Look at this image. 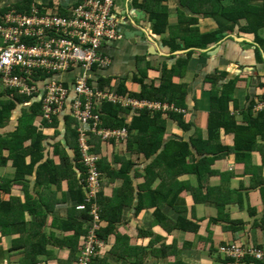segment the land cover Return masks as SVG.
<instances>
[{"label":"crops","instance_id":"1","mask_svg":"<svg viewBox=\"0 0 264 264\" xmlns=\"http://www.w3.org/2000/svg\"><path fill=\"white\" fill-rule=\"evenodd\" d=\"M78 1L0 0V24L8 12L17 11L15 7L19 4L24 5L20 13L31 14L36 8L44 14L68 17ZM144 1L117 0L116 14L124 38L105 44L104 51L113 64L106 71L93 73L90 83L99 85L103 80H110L113 89L105 87L103 90L118 94L123 87L126 91L125 95L121 94L123 97L142 103L136 108L116 103L122 108L118 119L123 120L124 126L136 123L135 116L140 111L145 110L150 116L161 115L160 120L164 122L162 135L158 133L159 121L148 123V129L143 126L142 131L144 133L146 129V139L154 133L153 138L162 142L157 152L162 151L167 141L189 144L192 139L195 147L189 146L190 155L186 161L204 165L200 175L172 173L165 176L164 172L156 170L148 174L146 165L153 156L145 160L132 152L141 140L139 137L138 141H131L138 135L137 130L132 129L125 141L107 142L100 138L103 142L98 154L101 160L106 159L111 172V175L103 174L101 191L108 199L109 216L115 220V225L94 264H264V259L249 255L237 261L219 250L220 247L235 246L264 253V148L261 147L264 139L259 135L251 151L238 150L239 132L221 129L217 143H204L208 138L209 114L214 109L211 96L214 90H221L230 80L236 81L233 95L236 103L229 104V116L237 126H247L249 118L255 119L261 113L256 106L264 100V46L254 36L241 32L246 25L244 21L231 34L223 32L216 44L202 50L212 52L216 49L210 57L194 44L197 38L218 30L217 23L206 15L213 12L210 3L152 0L143 8ZM262 1L253 0L250 5L259 9L264 6ZM229 15L233 16L228 9L226 16ZM154 25L158 33L154 32ZM261 37L264 41V31ZM79 73L82 71L73 70L62 79L70 86ZM219 73H226L228 77L212 87L207 79ZM135 79L153 83L169 100H177L178 104L183 100L182 105L130 96L141 92V85ZM253 100L258 101L252 105V116L249 117L246 111ZM151 104L165 106L167 110L154 109ZM172 108L185 112L182 119L189 124V130L183 131L179 123L169 117L180 114ZM68 115H71L69 110L57 117L54 122L57 125H41V118L33 122L44 137L45 158L34 167L32 176L20 183L12 181L15 169L12 161L7 159L8 147L2 144L0 148V200L12 202L16 207L12 213L3 210L0 213V264L22 263L24 253L20 251L23 247H18V251L13 248L19 246L18 241L23 244L30 240L27 235L21 237L22 218L38 224L35 231L46 237L47 249L55 255L42 254L41 264H76L83 238H79V252L73 259L70 246L76 242L64 246L59 242L66 235L76 239V229L69 228V233H64V221L70 218L69 211L76 204L70 184L77 175L73 168L64 169L67 160L76 157V148L71 144L73 138L70 139L68 132L77 130V122L74 120L69 125ZM19 117L20 113H15L13 119L0 129V134L10 135L18 127ZM103 127L111 129L106 124ZM30 144L29 140L24 147ZM26 159L29 161L30 156ZM48 160L63 168L60 167V176L54 182L49 180L45 185L37 181L35 172ZM50 169L54 171L53 167ZM63 173L66 176H62ZM177 191V198H174ZM121 203L123 207L119 211ZM12 216L20 221L12 224ZM79 223L84 228L88 226L85 220L80 219ZM42 238L35 241L40 242Z\"/></svg>","mask_w":264,"mask_h":264},{"label":"trees","instance_id":"2","mask_svg":"<svg viewBox=\"0 0 264 264\" xmlns=\"http://www.w3.org/2000/svg\"><path fill=\"white\" fill-rule=\"evenodd\" d=\"M199 1V0H198ZM205 1L208 5L209 3L212 5V13L206 14L212 17L214 22L218 25V30L214 33L209 35H204L197 38V41L194 43L195 48L199 50H205L209 45L216 44L219 41V36L223 32H227L229 34L235 30V27H239L241 22L246 21V25L241 28V32L245 35H252L255 37V40L263 47L264 41H262L261 33L264 31V6L262 8L256 9L252 7L250 4L253 0H202ZM261 1V0H260ZM145 4H142L143 8L150 3L152 0H145ZM225 5V3H227ZM264 3V0L262 1ZM157 2L155 3L156 6ZM17 9L16 12L20 13L24 9L23 4H19L15 7ZM232 13L233 16L229 15L226 16L227 11ZM158 9H156L157 11ZM28 13V12H27ZM25 14V13H23ZM152 15V12H150ZM153 30L155 33H158L157 26H153ZM24 42H28V39H25ZM192 44V45H194ZM187 46V45H186ZM189 53L187 57L189 58L191 55ZM107 70V69H106ZM96 68L95 73L100 71H106ZM228 74L226 73H219L207 79V82L210 83L213 87H216L218 81H223L227 79ZM28 83L30 82L27 80ZM135 82L141 85V92L138 94H129L135 98H146L147 100H156V101H167V102H174L176 105H182L183 100H179L181 103H177V100H169L160 88H155L153 83L146 84L143 80L135 79ZM236 86L235 80H230L228 83L224 84L221 90L213 92L211 96L212 104L214 105L213 111L209 114L208 123H207V131H208V138L204 143L212 144V142H218V132L221 129H233L238 131L239 136L236 139V144L238 145V150H252L253 145H256V138L260 135L264 139V110L258 114L257 118L252 119L249 118L247 126H237L234 119L229 116V104L236 103L234 99V90ZM105 87L110 88L111 90L112 85L110 80H103L101 84H99V89L103 90ZM122 87V86H121ZM123 88V87H122ZM121 88V91L118 93L120 96L121 94L125 95L126 91ZM105 91V90H103ZM161 94V95H160ZM97 100V99H95ZM84 102L87 101V98H84ZM258 100H253L246 111V116H252V105L256 104ZM29 102V106H23L25 103ZM101 105L98 111H101L102 115V127L104 124L109 126L111 129H120L126 128L128 133L132 131V129L138 131V135L131 139V141H138L140 137L141 140L139 144L136 146L135 151L133 153L137 154L138 156H142L143 159L148 160L153 156L151 162L146 165V171L148 174H153L154 170L158 172H164L163 175L167 176V174H189V173H196L200 175V171H202V164H188L186 161V157L190 155L189 146L195 147L194 140L191 139L189 144L184 141L174 142L173 140L167 141L164 143V148L161 152H157L160 149L162 142L156 138H153L154 133L149 137L145 138L144 133H146L147 124H157L159 121V125L161 128L158 131L160 135H162L164 131V122L160 120L161 115L159 113H154L153 116H150L147 111H140L135 116L136 123H133L131 126H124L123 120L118 119V113L122 110L120 105L111 102L109 100H103L100 102ZM43 99L40 101L31 100V98L26 97L24 95L19 94L17 89H11L6 87L0 76V129L4 128L7 122L13 119L15 113H20L19 117V125L18 127L11 132L10 135H3L0 134V137H3L0 140V148L2 144L6 145L9 149L8 160L12 161V166L15 169L14 172V179L12 181L15 184L24 181L27 177L32 176L34 173V167L37 165L39 161H43L45 156V142L44 137L41 132L37 131L33 122L37 118H41V125L50 126L53 125L57 117L54 119L53 123L46 122L43 119ZM71 112V111H70ZM12 117V118H11ZM171 119L176 120L179 123V126L183 131L189 130V124L182 119V114L179 115H171L169 116ZM72 115H68L66 117L67 122L69 125L72 123L77 122V120ZM57 121V120H56ZM163 124V125H162ZM54 125H57L56 123ZM22 126L24 127L22 129ZM78 126V123H77ZM143 126H146V129L143 131ZM104 128V127H103ZM22 130L24 133H22ZM150 130V129H149ZM148 130V131H149ZM151 134V131L149 132ZM156 133V131H155ZM140 134V135H139ZM68 136L73 138V142H71L72 147L75 146L76 148V157L74 159H68L67 166L64 169H71L73 168L74 172H77L75 179L70 184L72 198L76 201L74 208L70 209L69 216L70 218L65 220L64 222V233H69V228L76 229V239L72 240L69 236H64L63 238L59 239V242L64 246V244H69L72 242H76L75 245H71V257L72 259L76 257L77 252H79L78 241L81 237L84 238L87 235L88 228L82 227V224L79 223L80 219L85 220L87 223L93 219V216L90 214L91 205L96 204L99 212L100 218V225L101 228L98 231V236L100 239L106 241L108 233L112 230L113 226L115 225V220L111 219L109 216V204L107 203L108 199L105 198L102 187H104L103 183L101 182V188L97 193L96 197L91 200L90 203L86 202L87 199V170L82 161V154L80 150L79 143V133L77 132L76 128L73 131L68 132ZM127 138H129L127 136ZM127 138L122 140H127ZM31 141L29 147L25 148L24 143L27 141ZM117 141L118 139L111 138L107 142ZM101 139L94 135L92 138V145L94 146V151L96 153H101ZM129 146L130 139H129ZM264 148V143L261 145ZM129 148V147H128ZM130 150V148H129ZM1 153V151H0ZM30 156V160L27 161V157ZM101 160V159H100ZM104 160V159H103ZM99 161V171H100V181L102 180L103 174L111 175L109 167L106 165V159L103 161ZM161 166V167H159ZM51 167L54 168V171L50 169ZM60 167L56 166L53 160L46 161L42 166L39 167L38 172H35L37 181L44 182L47 185V181L54 182L58 176H60ZM150 167V168H149ZM159 167V168H158ZM63 168V167H62ZM79 173V174H78ZM161 175V174H159ZM62 176H66L63 173ZM106 177V176H105ZM50 180V181H49ZM11 182V181H8ZM182 189V188H181ZM134 190V189H133ZM133 190L130 192L132 193ZM180 191V189L178 190ZM174 194V198H177V193ZM124 198V194L121 195ZM167 199V198H165ZM175 200V199H174ZM123 203V202H122ZM121 203L120 207L118 208L121 211L123 204ZM79 204H85L86 210H78L76 207ZM12 202H3L0 200V213L3 212L12 213L15 206ZM13 215V214H11ZM40 216H38L39 218ZM12 224L18 223L19 218L12 216ZM39 220V219H37ZM24 223V226L21 228L20 233L21 237L23 235H27L30 240L25 241V243H21L22 241H18L19 246L13 247L15 250L18 251V247L21 248V253H24L22 263L21 264H41L43 262L40 259L42 254H46L49 256H55L53 251H49L47 249L48 241L45 239L46 237L43 235H39L35 230L37 227V223H33V221H25V219H21ZM32 232H35L34 234ZM43 237V238H42ZM51 237V236H50ZM41 239L40 242L35 241V239ZM33 240V241H31ZM46 240V241H45ZM71 240V241H70ZM48 242V243H47ZM106 245V244H105ZM14 249H11L14 250ZM78 249V250H77ZM101 256V255H99ZM98 256V257H99ZM97 257V258H98ZM94 259L95 260L97 259ZM73 261V260H72ZM93 262V264H94Z\"/></svg>","mask_w":264,"mask_h":264},{"label":"built area","instance_id":"3","mask_svg":"<svg viewBox=\"0 0 264 264\" xmlns=\"http://www.w3.org/2000/svg\"><path fill=\"white\" fill-rule=\"evenodd\" d=\"M115 7V0H79L68 17L44 14L35 8L29 15L8 12L0 24V76L3 84L17 89L19 94L31 100L43 99V119L46 122L53 123L67 110L77 120L82 161L87 170V203L101 188L100 155L94 151L91 137L96 135L108 141L128 136L126 128L102 127V112L98 111L100 102L109 100L131 108L142 105L90 83L96 68L106 70L113 64L104 52L105 44L123 38ZM25 39L28 42H24ZM73 70L82 73L67 86L62 77ZM84 98H87L86 102ZM151 105L154 109L167 110L165 106ZM172 109L185 116L183 110ZM256 110H264V100L257 104ZM76 208L84 211L86 205L79 204ZM90 214L93 219L88 222V232L82 240L76 264H93L105 247L104 240L98 236L101 225L96 204L91 205ZM224 249L222 253L237 261L245 255L264 259V253L258 249L241 250L235 246Z\"/></svg>","mask_w":264,"mask_h":264},{"label":"water","instance_id":"4","mask_svg":"<svg viewBox=\"0 0 264 264\" xmlns=\"http://www.w3.org/2000/svg\"><path fill=\"white\" fill-rule=\"evenodd\" d=\"M139 13H140V12H139ZM234 39H235V41H241V40H242V39H237V38H234ZM241 42H243V41H241ZM201 52H202V53H206V55L212 57V55H214V54L217 52V50L214 49L212 52H205V51H202V50H201Z\"/></svg>","mask_w":264,"mask_h":264},{"label":"bare ground","instance_id":"5","mask_svg":"<svg viewBox=\"0 0 264 264\" xmlns=\"http://www.w3.org/2000/svg\"><path fill=\"white\" fill-rule=\"evenodd\" d=\"M116 1V0H115ZM117 7V6H116ZM116 7H115V12H116ZM27 15H29V14H27ZM120 31V30H119ZM121 33V32H120ZM122 34V33H121ZM123 35V34H122ZM123 38H124V35H123ZM122 38V39H123ZM119 41V40H118ZM113 42H115V41H113ZM108 43V42H107ZM105 52V51H104Z\"/></svg>","mask_w":264,"mask_h":264},{"label":"rangeland","instance_id":"6","mask_svg":"<svg viewBox=\"0 0 264 264\" xmlns=\"http://www.w3.org/2000/svg\"><path fill=\"white\" fill-rule=\"evenodd\" d=\"M116 3H117V0H116ZM250 244H251V242H250ZM237 248H238V247H237ZM223 249H224V248H223ZM219 250H222V248L220 247ZM224 250L226 251V248H225Z\"/></svg>","mask_w":264,"mask_h":264},{"label":"clouds","instance_id":"7","mask_svg":"<svg viewBox=\"0 0 264 264\" xmlns=\"http://www.w3.org/2000/svg\"><path fill=\"white\" fill-rule=\"evenodd\" d=\"M183 116V115H182ZM185 117V116H184Z\"/></svg>","mask_w":264,"mask_h":264}]
</instances>
